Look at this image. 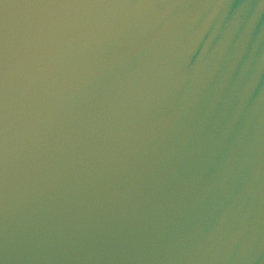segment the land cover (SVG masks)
<instances>
[{"label": "snow or ice", "instance_id": "obj_1", "mask_svg": "<svg viewBox=\"0 0 264 264\" xmlns=\"http://www.w3.org/2000/svg\"><path fill=\"white\" fill-rule=\"evenodd\" d=\"M153 3V0H144ZM127 0H0V212L6 199L9 104V43L27 51L51 14L64 10L126 7Z\"/></svg>", "mask_w": 264, "mask_h": 264}]
</instances>
